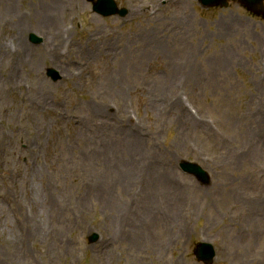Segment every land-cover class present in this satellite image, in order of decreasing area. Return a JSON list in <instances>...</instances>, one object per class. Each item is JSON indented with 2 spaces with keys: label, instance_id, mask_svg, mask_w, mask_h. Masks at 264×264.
<instances>
[{
  "label": "rangeland",
  "instance_id": "obj_1",
  "mask_svg": "<svg viewBox=\"0 0 264 264\" xmlns=\"http://www.w3.org/2000/svg\"><path fill=\"white\" fill-rule=\"evenodd\" d=\"M115 1L124 18L0 0V46L25 49L0 54V259L23 223L24 264H206L200 241L212 264H264V18L233 1ZM46 10L61 30L38 27Z\"/></svg>",
  "mask_w": 264,
  "mask_h": 264
},
{
  "label": "bare ground",
  "instance_id": "obj_2",
  "mask_svg": "<svg viewBox=\"0 0 264 264\" xmlns=\"http://www.w3.org/2000/svg\"><path fill=\"white\" fill-rule=\"evenodd\" d=\"M52 1V3H50V4H48V7L49 6H52L53 4H57L60 8H62V6H65V1L66 0H51ZM47 7V8H48ZM43 13H45V15H43V17L45 18L43 21H39L38 20V23H37V25H38V27H40L41 29L42 28H44V29H46L48 32H51V31H57V30H59L60 28H61V26H59L58 25V27L57 28H59V29H56L55 28V26L57 25V23L56 22H54L53 20H51L49 17H48V15H50L51 13H48L47 14V10L46 11H44ZM48 18V19H47ZM22 18L21 19H19V24H18V29H17V34L19 35V39H21V41L22 42H24L23 41V39H22V36H25V33L27 32V31H29L30 30V28H31V26H26V25H24V24H22ZM61 30V29H60ZM17 39V38H16ZM23 44L21 45H17L16 44V48H15V50H14V52L12 51V49H10L9 47H8V44H6L5 46H0V54L1 53H8V54H17V55H19V54H22L19 50H18V48L19 49H24L23 48ZM25 50V49H24ZM0 84H1V80H0ZM129 138H131V140H130V142H132V140H133V136L132 135H130V134H128L127 135ZM1 142H6V140L3 138L2 139V141ZM118 143H119V141H117L116 142V144H115V146L116 147H113V150H112V153L115 155V154H120V153H122V152H124V150H121V148L119 147V146H117L118 145ZM2 151H6V147L4 146V145H1L0 146V153L2 152ZM5 166H6V168H7V166L9 165V163L7 162V161H5ZM25 172L28 174V172L25 170ZM37 174H40V173H37ZM11 179V178H10ZM10 184H12L11 182H10ZM167 187H169V186H167ZM166 187V188H167ZM166 191H167V197H168V200H169V202H171V204L175 201V199L173 198L174 197V195H173V193L172 192H174V189L171 187V188H167L166 189ZM172 193V194H171ZM177 194H179L180 195V193L178 192ZM101 195H103V194H101ZM146 202L148 203L147 205H146V207H144V209H145V211H146V213L147 214H145L146 215V217H148V218H150V219H152V221H153V223L155 224V225H157V226H159V223H161V221L159 220V216H158V209H157V206L154 204V203H152L151 201H150V198H149V196H147V199H146ZM151 202V203H150ZM149 203L151 204V206L149 207ZM48 204L51 206V207H54V206H52V203H51V201L50 202H48ZM1 211H2V213H0V216H3V217H5V219L7 220V218H9V216H8V214L5 212V211H3V209H1ZM172 211H175V208H173L172 209ZM174 215H177V214H174ZM30 217H32V218H35V214L33 215V216H30ZM28 219H29V217H28ZM125 221L127 220V218H125L124 219ZM24 221H25V223L28 221L29 222V220H27V218H25L24 219ZM32 220L30 219V222H31ZM119 223H121L120 224V229L122 228L123 229V227H121L122 225H124L125 224V222L124 221H119ZM162 224V223H161ZM19 225V227L20 228H17L18 229V232H17V230H15L14 232H13V236H14V238H15V240L14 239H12L11 240V238H9L10 239V242H9V244H8V248L12 251V253L10 254V257H12V259H13V262H12V264H24V259H25V257H21L20 256V252H21V250H20V248H19V246L17 245V238H19L20 236H21V238H20V240L21 241H25L26 242V239H25V237H22L23 236V234L25 233L24 232V228H23V223H21V224H18ZM154 225V226H155ZM156 226V227H157ZM36 230V228L34 229V231ZM29 231V230H28ZM38 234H40V231L38 232V231H36ZM31 234V233H30ZM164 234H165V232H163V236H164ZM25 244V243H24ZM4 260L5 259H0V264H6V263H4Z\"/></svg>",
  "mask_w": 264,
  "mask_h": 264
},
{
  "label": "water",
  "instance_id": "obj_3",
  "mask_svg": "<svg viewBox=\"0 0 264 264\" xmlns=\"http://www.w3.org/2000/svg\"><path fill=\"white\" fill-rule=\"evenodd\" d=\"M206 5H216L222 4L226 5V0H201ZM243 4H246L250 9L256 11L257 13L264 15V9L262 6L263 0H240ZM95 10L104 14V15H111L115 13H120L124 15L126 10H119L117 8L116 3L113 0H99L95 4ZM184 169L196 174L200 179L205 180L206 176L204 171L194 164L185 163ZM196 254L200 260L205 261L206 263L212 262L214 256V250L210 244H200L196 251Z\"/></svg>",
  "mask_w": 264,
  "mask_h": 264
}]
</instances>
